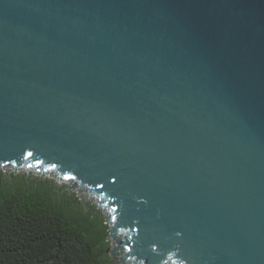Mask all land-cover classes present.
I'll return each instance as SVG.
<instances>
[{"label":"water","instance_id":"water-1","mask_svg":"<svg viewBox=\"0 0 264 264\" xmlns=\"http://www.w3.org/2000/svg\"><path fill=\"white\" fill-rule=\"evenodd\" d=\"M7 166L94 196L115 264H264V0H0Z\"/></svg>","mask_w":264,"mask_h":264},{"label":"trees","instance_id":"trees-1","mask_svg":"<svg viewBox=\"0 0 264 264\" xmlns=\"http://www.w3.org/2000/svg\"><path fill=\"white\" fill-rule=\"evenodd\" d=\"M16 173L0 174V264H115L98 203L56 174Z\"/></svg>","mask_w":264,"mask_h":264},{"label":"rangeland","instance_id":"rangeland-1","mask_svg":"<svg viewBox=\"0 0 264 264\" xmlns=\"http://www.w3.org/2000/svg\"><path fill=\"white\" fill-rule=\"evenodd\" d=\"M15 169L8 167V166L5 168L0 167V174H2V172H4L5 174H10L11 171L17 172V173L26 172L29 174H33L35 172L33 169H24L23 168V169H21V171H17ZM34 175L41 176L42 178H48V177L52 176L51 173L47 174V173H37V172H35ZM52 179H54V178H52ZM67 182L71 187V191L76 192L81 197V200L84 201V203H88V202L93 203V204L97 203V200L93 196H90L86 190L81 189L78 185H75L74 182H71V181H67ZM59 184L63 185V183H59ZM98 210L102 211L103 217H105L107 219V216H106L104 210L102 208H99ZM112 249H113V245H112ZM112 258L114 259V262L118 261L121 258V253L119 251H117L114 255H112Z\"/></svg>","mask_w":264,"mask_h":264},{"label":"clouds","instance_id":"clouds-1","mask_svg":"<svg viewBox=\"0 0 264 264\" xmlns=\"http://www.w3.org/2000/svg\"><path fill=\"white\" fill-rule=\"evenodd\" d=\"M14 169V168H13ZM84 190H86V189H84ZM87 191V190H86ZM88 192V191H87ZM88 194H89V192H88ZM91 196V195H90Z\"/></svg>","mask_w":264,"mask_h":264}]
</instances>
